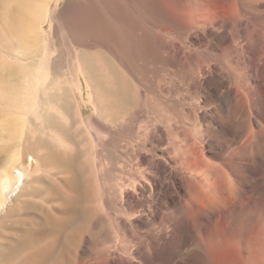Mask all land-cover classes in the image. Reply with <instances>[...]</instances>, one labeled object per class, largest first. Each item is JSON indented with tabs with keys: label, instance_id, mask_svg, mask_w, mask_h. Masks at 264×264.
<instances>
[{
	"label": "bare ground",
	"instance_id": "6f19581e",
	"mask_svg": "<svg viewBox=\"0 0 264 264\" xmlns=\"http://www.w3.org/2000/svg\"><path fill=\"white\" fill-rule=\"evenodd\" d=\"M256 1L259 0H223L218 7L208 9L209 6L205 8L204 4H200L198 8L203 11L199 21H208L210 25L224 19L225 25L230 22L227 28L236 43H245L232 49L231 62L228 60L222 66L232 79V84L222 90V102L230 106L229 114L240 116L241 123L245 121L243 139L199 141L201 139L195 136L190 141L188 127L181 130L174 125V128L166 129L170 135L174 130L185 135V141L174 144V160L182 168L181 179L185 187L180 206L194 227L192 248L202 264H264V88L257 98L253 88L255 84H251L257 74L250 71L251 65L257 71L264 69V7L260 3L256 6ZM39 2L19 0L13 10L7 0L1 15L0 126L4 131L2 135L0 128V139L19 140L2 141L0 206L8 200L5 181H9L12 186L16 185L13 191L19 189L14 194V201L20 202L28 213L33 210L40 212L43 220H27L19 233L0 241V264H101L102 260L97 255L80 256L66 234H55L56 230L64 233L68 223L72 224L94 212L91 203L96 200L89 189L92 186L91 177L83 174L88 167L79 163L81 155L86 152V148L82 147L84 141L79 137L83 134L82 130L68 126L73 120L71 111L75 106L72 97L77 98V106L84 117V109L91 103L88 89L91 86V91L97 96L96 107L104 110L108 107L110 118L116 123L115 134L122 135L125 122L137 117L139 86L137 93H132L134 85L119 66V63L124 64L125 56L120 44L89 40L87 32L63 27L62 40L57 39L61 41L57 45L53 38L58 32L51 37L52 31L45 30V20L36 25L45 9ZM253 48L257 58L250 64L247 63V56ZM70 60L82 72L81 84L77 88L71 87V82L64 77L68 74ZM240 70L244 71L240 73ZM26 125L29 129H25ZM87 125L88 131L91 130L101 141L113 136V132L102 129L101 124L96 126L87 120ZM209 128V133L215 135L213 128ZM55 129L66 138L73 139L70 155H66L67 149H62L65 141H57L49 133ZM145 130L147 134L152 133L148 127ZM198 131L205 133L203 128ZM136 134L140 135L139 132ZM92 165L95 175L102 171L101 163ZM19 166L27 176H32L29 181L23 179L24 172H15ZM41 167L48 168L55 175L66 173L67 176H62L61 180L64 185H60L54 177V181L50 178L48 183L43 180L45 175H34L35 170ZM136 176L131 174L126 179L120 176L115 185L120 189L131 186L140 180ZM95 181L105 193L106 182L96 176ZM37 183H45V186ZM13 207L6 212L7 218L14 212ZM55 208L61 211L60 216L54 213ZM176 213L175 210L163 213V224L167 229L175 223ZM5 215L1 217L2 224Z\"/></svg>",
	"mask_w": 264,
	"mask_h": 264
},
{
	"label": "rangeland",
	"instance_id": "374dc122",
	"mask_svg": "<svg viewBox=\"0 0 264 264\" xmlns=\"http://www.w3.org/2000/svg\"><path fill=\"white\" fill-rule=\"evenodd\" d=\"M6 1L0 0V23ZM8 1L9 7L13 10L19 2V0ZM38 1L45 9L40 14L43 17L41 16V20L38 19L36 25L45 20V30L52 31L51 37L58 32L56 35H59V38L57 36L53 38L56 44L61 42L57 39L62 40L63 27L81 29V32H87L89 40L120 44L125 56H123L124 64L119 63V66L134 85L132 93H135L139 86L137 95L140 96L136 109L137 117L125 122L126 128L124 127L125 131L122 135L115 134L116 123L110 118L108 107L106 110L96 107L97 96L91 91L93 90L91 86H88L91 103L84 109V117L77 106V98L72 97L75 106L71 111L73 120L68 126L82 130L83 134L79 137L84 141L82 147L86 148L87 154L85 152L81 155L79 163L82 162L88 167L83 174L91 177L92 186L89 189L96 200L90 201L94 212L86 214L72 224L68 223L69 225L64 227V233L56 230L55 234L59 233L62 236L66 234L80 256L97 255L102 260L101 264H202L197 252L192 248L194 227L180 206L185 187L181 179L182 168L174 160L176 156L174 144L177 141H185V135L176 130L170 135L167 130L174 128V125H178L177 128L181 130L188 127L187 135L190 141L194 140L195 136L198 140L201 139L199 141L243 139L246 130L245 121L241 123L240 116L234 117L229 114L230 106L227 104L225 106L222 102V90L232 84V79L228 77V72L222 66L231 62V50L236 46L242 47L245 43H239L240 45L236 43L227 28L230 22L227 21L225 25L224 19L210 25L208 21H199L203 12L202 9L198 10L200 4H204L205 8L209 6L210 9L220 6L223 0ZM259 3L264 7V0L256 1L255 5L258 6ZM48 35L47 33L49 41ZM255 50L253 48L251 54L247 56V63L255 62L257 58ZM54 54L56 55L57 52ZM108 55L116 60L111 53ZM235 58L236 61L237 57ZM78 67L70 60L68 74L64 75L74 88L81 84L82 72ZM251 67L250 71L257 74L251 84H257V86L253 85V88L256 97L259 98L258 95L264 88V69L257 71L253 65ZM244 70H240V73ZM87 91L86 96H88ZM86 119L96 126L101 124L104 130L107 128V131L113 132V139L109 137L107 141H101L91 130L88 131ZM63 121L66 123L65 120ZM28 126L26 125L25 129ZM209 126L213 128L215 135L209 133ZM145 127H148L152 133L147 134ZM0 128L2 130L1 126ZM199 128H203L205 133L199 132ZM55 130L49 133L53 134L57 141H65L62 149L64 151L67 149L65 153L70 155L73 152V139L66 138L61 131ZM136 131L140 133L139 136ZM47 137L46 135L45 138ZM7 138L0 139V151L4 145L2 141L19 140ZM0 153L2 154L0 156H3V152ZM94 163L102 165V171H96V175L91 167ZM23 170L19 166L15 172H24ZM35 171L37 172H34V175H45L47 179L42 176L45 182L49 183L50 178L54 181L55 178L60 185H64L61 181L62 176H67L66 173L55 175L45 167L37 168ZM24 173L23 179L29 181L32 176ZM67 174L69 175L70 172ZM93 174L106 182L105 193H102L103 189L97 187ZM131 174L137 175L140 182L123 189L116 187L115 183L120 176L126 179ZM37 184L45 186V183ZM29 185L30 183L28 188ZM14 187L16 185L12 186L9 181H5V193L9 196L6 203L0 206V220L11 207L15 208L13 207L14 212L11 216L7 218L8 216L5 215L3 224L0 223L2 242L19 233L25 221L43 220L40 212L33 210L28 213L21 207L20 202L14 201V194L19 190L13 191ZM54 210L56 215L62 214L56 208ZM174 210L177 211L173 221L175 223L171 229H167L163 224L165 223L163 213Z\"/></svg>",
	"mask_w": 264,
	"mask_h": 264
}]
</instances>
